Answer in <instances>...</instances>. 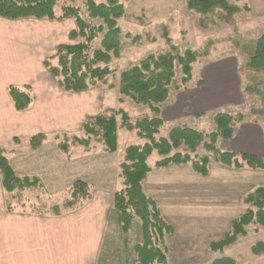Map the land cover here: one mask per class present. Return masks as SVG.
<instances>
[{
  "label": "rangeland",
  "instance_id": "1",
  "mask_svg": "<svg viewBox=\"0 0 264 264\" xmlns=\"http://www.w3.org/2000/svg\"><path fill=\"white\" fill-rule=\"evenodd\" d=\"M185 1L119 0L125 10L124 16L117 21L122 31L121 54L118 58H113L109 65L114 71L113 74L95 87L83 92L79 98L81 104H86L85 116H82L71 131L43 134L45 140L42 150H40L42 146L33 150L31 145L28 153L24 151L25 154L13 152L6 154L3 150L15 175L20 178L36 177L41 182V187L23 192L22 200L17 204L12 202L10 196L4 194V200L11 203L14 208L11 212L22 211V214L50 216L48 214L54 206L62 207L65 201L71 199L72 186L76 181L88 184L90 199L96 192L103 194L101 200L106 206L107 226L99 264H134L135 262V247L141 243L140 222L137 219L134 220L129 231L123 233L119 228L116 215L111 211V206L113 194L123 189L119 166L124 159L125 149L129 146L143 145L145 141L135 132L118 128L117 150L114 153H106L103 145L94 139L91 140L89 149L71 145L67 154L62 153L57 144L62 141L63 135H67L68 140L73 136L85 137L82 125L89 118L100 115L106 110L122 109L133 122L141 118H152L148 106L137 104L131 98L120 94V75L148 55L168 50L164 39L165 34L168 35L172 44L178 47L180 55L186 48H191L202 55L194 65L192 82L184 89H197L196 84L199 81L211 83L209 73L215 72L212 66L222 63L228 65L226 70L220 68L221 72L229 73L222 80H225L226 85L232 83L233 88L237 87L238 82L239 89L230 100V106L226 108L206 107L201 115L163 120L164 125L157 138L167 137L168 132L175 126H186L203 133L204 142H206V135L214 131L213 116L224 112L233 118L232 126L237 137L247 130L259 137V147H254L251 152L264 158V119L252 113L261 106L264 99V86L259 87L260 95L245 91V88L251 84L248 78L252 76L253 71L245 66L249 58L248 53L242 47L236 46L238 42L242 46L244 42L259 38L264 32V18L258 17L256 11L249 13L243 10L245 6L250 8V0H228L241 7L242 12L238 15H228L221 10L213 9L201 24L198 15L186 10ZM94 2L100 4L105 0H94ZM65 6L78 8L80 15L90 26L96 27L102 24L100 19L88 17L84 0H59L54 12L59 15L62 7ZM71 20L74 22L73 19ZM75 28L74 22L73 30ZM100 40L101 36L92 43V50L99 49ZM207 41L213 42V45L208 50V56H204V45ZM64 42L73 44L77 41L72 42L67 37ZM55 53L56 50L46 60L53 57ZM180 79L181 73L177 66L175 77L169 88L167 104L183 93ZM161 105L158 106L159 109L164 107ZM184 111L185 113L193 112L190 108H185ZM26 122L27 119L24 118V123ZM119 122L118 118V126ZM17 132L23 137L27 136L26 131L17 130ZM24 140L23 138L22 144H26ZM233 143V139L231 141L219 139L216 146L220 151H232ZM30 150L39 151L34 156H30L28 155ZM203 155H208L210 158L208 175L205 177L194 173L189 164L156 169L154 164L160 158L155 152L147 160L151 172L142 183L144 193L154 200L162 219L173 229L171 234L163 238L162 249L165 250L166 264H212L214 260L221 258H231L235 264H264V253L255 255L251 250L257 243L264 244V227L256 224L248 226L246 236L239 237L234 244L222 252L213 253L209 247L211 243L220 241L229 233L233 220L245 212L246 206L243 200L254 188L264 185V171L223 166L216 162L213 154L206 152L203 146L192 154V158L198 160ZM2 191L1 188L0 211ZM89 200L81 202L82 205L79 208L66 209L59 217L80 211ZM0 264H2V238H0Z\"/></svg>",
  "mask_w": 264,
  "mask_h": 264
},
{
  "label": "trees",
  "instance_id": "2",
  "mask_svg": "<svg viewBox=\"0 0 264 264\" xmlns=\"http://www.w3.org/2000/svg\"><path fill=\"white\" fill-rule=\"evenodd\" d=\"M59 0H0V18L7 21L23 19L46 20L61 22L73 19L75 30L68 37L73 44H61L57 47L53 57L45 60L44 67L57 85L68 93H83L103 82L113 74L109 65L113 58H118L122 50V31L117 21L124 14V6L119 0H105L97 4L94 0H84L88 17L100 19L101 25L90 26L80 15L76 7H62L57 15L54 8ZM185 8L188 12L199 16L203 24L207 14L218 9L228 15H238L242 8L228 2V0H186ZM244 11L249 12L245 6ZM101 36L99 49L92 50V43ZM168 50L157 54H150L137 65L130 67L120 75L119 92L122 96L131 98L135 103L146 105L152 113V118H141L132 121L122 109L106 110L102 114L89 118L83 125V138L73 136L68 140L63 135L62 141L57 144L58 149L68 153L69 147L78 145L89 149L91 140L99 141L106 153L117 150V129L135 132L144 140L140 146H129L124 151V159L120 164V177L123 189L112 196L111 211L117 217L119 228L127 233L134 220L140 222L141 243L135 247L136 259L134 264H166L165 250L162 249L163 238L172 233L173 229L161 217L154 200L144 193L142 183L146 180L151 168L147 164L152 153L159 156L154 168L164 169L172 165H191L194 173L203 177L208 175L210 158L203 155L198 160L192 154L203 146L206 152L213 154L216 162L235 169L248 168L255 171H264V158L255 154L220 151L216 144L219 139L231 141L235 136L232 126L233 118L224 112L213 116L214 131L205 135L186 126H175L165 138H157L164 125L159 105L166 102L169 88L175 77V68L178 66L181 73L180 84L183 89L193 80L194 65L202 56L197 51L186 48L180 55L178 47L173 45L167 34L164 35ZM242 47L249 55L246 68L253 71L248 80L250 85L245 91L260 95L259 87L264 86V32L253 41L244 42ZM213 42L207 41L204 45V56ZM202 82L196 84L200 87ZM8 96L14 109L18 112L26 111L32 104L33 97L29 87L20 88L9 86ZM264 119V99L258 110L252 112ZM120 119L119 126L117 119ZM241 119V117H239ZM241 121V120H239ZM45 140V135L38 134L31 138L33 150L39 149ZM0 185L5 195L10 196L12 202H21L25 191L41 187L36 177L20 178L15 175L0 148ZM90 199L89 186L82 181H76L71 190V199L65 201L62 207L54 206L50 216L59 217L66 209L81 207L83 201ZM82 202V203H81ZM243 203L246 210L233 220L231 230L220 241L209 245L213 253L222 252L234 244L239 237L246 236V228L252 224L264 227V185H259L249 192ZM8 212L13 206L5 201ZM255 255L264 253V244L257 243L252 247ZM212 264H235L231 258L214 260Z\"/></svg>",
  "mask_w": 264,
  "mask_h": 264
},
{
  "label": "crops",
  "instance_id": "3",
  "mask_svg": "<svg viewBox=\"0 0 264 264\" xmlns=\"http://www.w3.org/2000/svg\"><path fill=\"white\" fill-rule=\"evenodd\" d=\"M250 3L249 13L256 11L258 17L264 18V0H250ZM73 29L71 19L53 22L0 18V148L6 154L28 153L29 141L36 134L71 131L85 116L86 104H81L79 99L83 93L64 92L44 67L46 58L59 45L66 44L64 40ZM227 65L214 64V74L209 73L211 83L202 82L197 89H183L185 94L181 93L170 104L164 102L160 109L161 118L164 121L177 120L201 115L206 107L220 109L230 106L239 84L237 82V87L233 88L232 83L226 85L222 80L229 73L221 72L220 68L226 70ZM9 86L30 88L34 100L28 111L18 112L13 108L7 92ZM185 108L193 112L185 113ZM17 130L26 131L27 136L23 137ZM249 132L244 131L240 137L235 132L232 152L253 154L251 150L259 147V137ZM23 138L26 144H22ZM43 148L44 144L40 150ZM38 151L30 150L28 155L34 156ZM102 196L100 192L93 194L77 213L50 217L22 214V211L7 212L2 191V264H99L107 226Z\"/></svg>",
  "mask_w": 264,
  "mask_h": 264
}]
</instances>
